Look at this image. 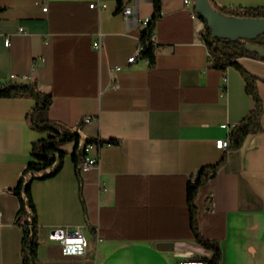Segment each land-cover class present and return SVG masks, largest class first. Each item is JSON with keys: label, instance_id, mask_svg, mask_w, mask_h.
Returning a JSON list of instances; mask_svg holds the SVG:
<instances>
[{"label": "crops", "instance_id": "1", "mask_svg": "<svg viewBox=\"0 0 264 264\" xmlns=\"http://www.w3.org/2000/svg\"><path fill=\"white\" fill-rule=\"evenodd\" d=\"M118 1L0 0V82L13 76L12 83L35 82L49 93L48 118L77 131L80 145L116 141L92 145L88 156L97 163L78 177L74 144H66L58 174L32 182L37 264H175L210 256L192 235L186 190L201 168L222 160L197 194V233L219 247V264H264V62L237 59L256 78L261 130L237 149H217L215 142L228 139L254 102L235 67H211L200 39L203 22L190 17L193 0H161L152 64L141 57L127 62L139 33L124 21ZM96 3L105 8H89ZM210 3L216 11L264 7V0ZM125 6L140 20L152 16V0ZM99 34L102 57L92 49ZM33 104L0 98V264L21 263L11 190L32 141L44 137L28 125ZM64 229L82 233L84 255H62L54 234Z\"/></svg>", "mask_w": 264, "mask_h": 264}, {"label": "trees", "instance_id": "2", "mask_svg": "<svg viewBox=\"0 0 264 264\" xmlns=\"http://www.w3.org/2000/svg\"><path fill=\"white\" fill-rule=\"evenodd\" d=\"M129 0H119L118 11H120ZM152 16L148 23L139 32V44L141 46L140 57L152 64L155 59V45L151 41V35L161 16V0H152ZM218 13L229 18L252 19L264 18V7L261 8H219ZM200 39L206 47L211 67L224 70L226 67H235L243 77L246 92L252 97L254 106L228 134L229 149H237L249 134L261 130L260 116L262 104L257 94L256 78L248 74L237 63L239 58H253L264 62V58L255 53L245 50L247 41H227L212 37L208 26L203 23ZM250 43L264 48V35L250 41ZM0 98H28L34 101L33 106L26 114L29 127L37 132L43 133L44 137L32 141L28 162L20 174L16 186L11 190L18 200V211L16 224L22 228L21 239V263L37 264V250L39 246L40 229L37 224L36 212L32 201L30 186L34 181H43L55 177L60 171L64 156L63 146L73 143L71 160L74 171L78 177L80 166L85 157L84 148L88 144H116V141H96L86 139L83 145L79 143V134L48 118V109L51 105V95L41 91L35 82L27 84H16L12 82H0ZM223 160L219 163L201 168L194 176L193 181L187 184V206L190 220V229L194 239L206 250L210 256L200 257L205 264H219L221 252L217 245L204 241L197 233V211L195 198L199 191L216 174Z\"/></svg>", "mask_w": 264, "mask_h": 264}, {"label": "built area", "instance_id": "3", "mask_svg": "<svg viewBox=\"0 0 264 264\" xmlns=\"http://www.w3.org/2000/svg\"><path fill=\"white\" fill-rule=\"evenodd\" d=\"M184 4H190L189 0H183ZM89 8H97L98 10H102L105 8L103 4H91ZM47 8L46 5L43 3V6L41 8L42 12H46ZM120 14L122 15L124 21L128 25V27L131 29L138 30V33L142 28L146 26L148 23L149 19H143L140 20L138 19L134 14L129 6L123 7L120 11ZM191 19L196 20L197 16L194 14V12H191L190 14ZM198 19V18H197ZM138 39H139V34H138ZM151 41L154 43L155 42V35L152 33L151 35ZM9 40L6 39L4 41V47L9 46ZM92 49L94 52L98 55V57H102L104 53V44H103V38L102 35H97L95 39L92 42ZM140 52H141V46L138 41V49L136 53L130 57L127 62L128 63H133L137 57H140ZM118 70V68H116ZM11 82H15V77L11 76L10 77ZM113 88H118V85H114ZM92 145L96 146V144H88L85 146L84 151H85V157L84 160L81 163L80 169L85 170L89 169L91 167H94L97 163V156H92L89 157V150L92 147ZM98 147L100 146H106L108 144L102 143V144H97ZM229 146V141L228 139L226 140H218L215 142V148L217 149H226ZM193 181V179H192ZM197 196L195 198L196 202ZM1 220V219H0ZM58 241L59 245L61 248V252L63 256H82L85 253V250L87 248V241L83 237L82 233L78 229H64L59 233L58 236ZM100 241V238H99ZM175 264H205L201 259H189V260H182V261H177Z\"/></svg>", "mask_w": 264, "mask_h": 264}, {"label": "water", "instance_id": "4", "mask_svg": "<svg viewBox=\"0 0 264 264\" xmlns=\"http://www.w3.org/2000/svg\"><path fill=\"white\" fill-rule=\"evenodd\" d=\"M193 7L198 19L202 20L217 39L227 41H247L245 50L264 58V48L250 43L264 35V18L240 19L222 16L216 11L210 0H193ZM54 236H59L55 233Z\"/></svg>", "mask_w": 264, "mask_h": 264}]
</instances>
